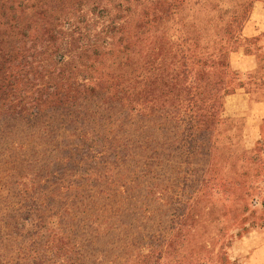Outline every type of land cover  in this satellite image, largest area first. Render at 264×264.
Segmentation results:
<instances>
[{
  "label": "rangeland",
  "instance_id": "rangeland-1",
  "mask_svg": "<svg viewBox=\"0 0 264 264\" xmlns=\"http://www.w3.org/2000/svg\"><path fill=\"white\" fill-rule=\"evenodd\" d=\"M260 230L264 0H0V264H241Z\"/></svg>",
  "mask_w": 264,
  "mask_h": 264
},
{
  "label": "crops",
  "instance_id": "crops-1",
  "mask_svg": "<svg viewBox=\"0 0 264 264\" xmlns=\"http://www.w3.org/2000/svg\"><path fill=\"white\" fill-rule=\"evenodd\" d=\"M258 235V239H256ZM254 239L248 240L249 249L245 252L241 264H264V230L256 232Z\"/></svg>",
  "mask_w": 264,
  "mask_h": 264
}]
</instances>
